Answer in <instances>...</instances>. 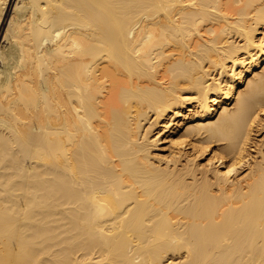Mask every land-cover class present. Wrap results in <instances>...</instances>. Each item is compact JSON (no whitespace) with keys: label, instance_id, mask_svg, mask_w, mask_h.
<instances>
[{"label":"bare ground","instance_id":"obj_1","mask_svg":"<svg viewBox=\"0 0 264 264\" xmlns=\"http://www.w3.org/2000/svg\"><path fill=\"white\" fill-rule=\"evenodd\" d=\"M0 264H264V0H0Z\"/></svg>","mask_w":264,"mask_h":264}]
</instances>
